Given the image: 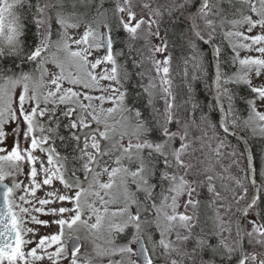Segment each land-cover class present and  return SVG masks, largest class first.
Instances as JSON below:
<instances>
[{
	"label": "snow or ice",
	"instance_id": "1",
	"mask_svg": "<svg viewBox=\"0 0 264 264\" xmlns=\"http://www.w3.org/2000/svg\"><path fill=\"white\" fill-rule=\"evenodd\" d=\"M222 2L224 0H217L213 5L209 0H199L198 4L195 0H171L167 6L171 22L185 38V44L192 52V59H199L201 42L204 44L213 42L216 25L209 17L222 15L223 9L220 6ZM227 2L232 4V0ZM240 3L242 6L247 5V10L257 18L244 15L242 7L237 10L241 12L240 18L230 21L233 27L246 25L249 33L259 27L264 33V0H240ZM34 7L35 12L32 13L31 0H0V38H5L6 45L0 46V164L8 165L7 169L0 166V199L3 201L0 206V264L5 262L34 264L35 261L43 259L42 255H38V250L43 252L53 244L56 245L55 251L47 254L52 264H57L54 257L69 258V264H79L80 239L71 232L78 224L96 229L101 220L97 215L96 222L89 225L83 219L81 197L86 192H91L102 203H106L100 190H110L115 178L120 174H123L121 182L124 184L125 206L112 214L119 216L120 221L109 225L110 234L114 233L109 243L114 246L112 251L121 257L116 264H178L171 258L173 253L188 257L192 264H197V256L200 258L199 264H215L214 260L204 261L203 253L206 251L212 252L213 256L219 254L221 264H231L234 259L236 264H249L250 261L251 264H256L257 254L247 253L242 247V239L246 235L249 244L264 247V222H260L264 221V216H261L260 212H257L258 220L248 221L252 228L245 233L241 232L237 219L234 246L228 245L223 239H218L217 243L213 244L211 237H219V232L193 234V221L196 219L194 213L199 205V200L194 198L193 193L197 192V187L202 181L185 179L188 171L194 167L182 158L190 147L186 142L188 125L183 126V132L180 131V121L172 113L174 105L167 98L162 113L155 107L156 86L151 80L147 85L141 83L143 91L137 93L140 99L147 96L143 110L136 107L135 103L131 107L125 103L129 96L126 83L131 77L127 71L121 76L117 60L114 58L111 27L105 24L107 33L99 34L89 27L79 39H74L68 36L66 29L78 25L68 22L64 14V0L45 2L43 6L37 0ZM72 7L75 8V2ZM102 7L103 0L96 5L98 15L107 12V10L101 12ZM143 7L149 9L148 17L145 19L141 16L138 19L132 11L130 0H122V3L117 0L113 14H123L119 15V25L128 34L129 39H136L141 26L147 25V35L160 40V44L153 45L150 51L163 53L168 48L167 34L160 35L159 20L153 19V16L159 17L161 13L158 9H151L149 4H144ZM25 8L27 12L24 11ZM16 9H20L19 14ZM49 9H56L54 23L60 26V30L54 31L53 17L48 14ZM174 13L179 15H173ZM198 21H203L205 28L210 29L208 35L202 32ZM153 24L156 25L155 31L152 30ZM30 25H34V30ZM226 35L235 36L240 41H251L250 44L239 42L233 44V51L246 49L260 53V57L247 56L240 59L239 64L243 72L225 75L223 83L246 85L249 96L243 98V103L247 105L249 120L255 115L260 121H264V114L256 111L257 101L260 106H264V34L245 35L241 31H230ZM53 36L57 39L54 40ZM90 36L99 42H90ZM72 44L77 46L76 50L72 49ZM256 45L259 47H254ZM53 47L57 53L64 54L63 60L51 52ZM93 48H104L105 54L94 61L89 60ZM213 51L219 59L220 48L214 47ZM236 58L233 57V62ZM169 61L170 57L153 60L157 74L159 75L161 71L164 73L161 77L162 85L169 83L166 79ZM49 63L54 64L59 72H50L45 68ZM66 64L74 66L75 73L66 72ZM101 64L105 67L97 72L96 69ZM139 66L140 64L133 58V68ZM36 73H39L40 83L47 87L44 93L29 87V82L35 80ZM253 73L256 78H261L257 84L252 82ZM137 75L142 80L144 73L140 72ZM45 76L47 80L44 79ZM221 79L222 74L217 70L213 80L216 105H221V95H224L228 102L227 111L221 108L222 118L218 127L227 136L229 128L225 117L235 113V93L228 87H224L221 92ZM101 81L108 83L104 84ZM18 88L20 91L17 93ZM163 91L165 94L169 93L168 88H164ZM105 103L112 106L105 108ZM117 112L121 114L127 112L135 117L133 132L129 135L127 145L122 142L127 135L126 132H121L119 139H116L114 114ZM110 119L113 120V124H109ZM204 119L207 122L206 118ZM239 119L237 116L232 121L234 127L239 126L237 124ZM174 121L178 126L175 132L170 130V125ZM248 122L245 120L244 124L247 125ZM7 124H14L11 133L5 130ZM213 127L215 129L217 126ZM9 134L15 137L10 150L4 147V141ZM133 136L136 143H132ZM177 138L180 140V146L174 147ZM216 138L219 139L218 136ZM57 140L65 149L63 154L57 150ZM220 143L223 144L224 141L221 140ZM114 152H118L119 155L113 158ZM104 157H109L115 166L110 167L107 161L101 164ZM124 160L136 163L135 170L125 167ZM181 169L184 170V175L179 174ZM252 170V159L248 158L246 175H251ZM21 174L24 175L27 184L19 179ZM105 174L108 180L103 182L100 177ZM260 174L264 180V155L261 156ZM129 177L136 185V192L144 194L143 202L129 189L127 184ZM207 179L211 181L212 177L208 176ZM57 182L63 186L62 189L57 187ZM85 182L88 189L84 188ZM165 182L167 188L164 187ZM158 186L161 188L162 197L159 204L154 199V190ZM253 187H257L255 180ZM37 190L44 191L43 198L36 195ZM17 191L24 193L18 197L20 204L15 203ZM209 191H213L211 185ZM107 194L105 191L104 195ZM182 196H186L187 199L181 205ZM257 199L258 196L254 195L240 208L241 216L249 214L248 210L256 206ZM65 202L72 204L73 207L64 206ZM34 203H38L39 207H33ZM48 205L51 207L46 208ZM132 205L136 206L135 212L129 210ZM181 206L184 211L178 212L177 209ZM88 207L96 212L92 204H88ZM189 208L193 210V215L188 214ZM14 209H18V212ZM165 209H169L170 213ZM261 211L264 212V209ZM34 212L49 215L51 219H39ZM66 213L71 215L65 217ZM25 216H30L31 222L35 225L48 227L55 224L58 231L40 237L36 247L25 251L24 246L32 243L31 240L23 238L25 232L33 235L36 233L35 228L22 227ZM177 227L185 229L188 234L182 235L176 231ZM65 228L69 230L67 236ZM173 231H176V241L169 238ZM117 239L124 242L117 245ZM193 240L191 252L177 246V242L186 245ZM221 248L226 251V255L220 252ZM236 253H239L238 258ZM84 264L90 262L85 261ZM259 264H264V253L260 255Z\"/></svg>",
	"mask_w": 264,
	"mask_h": 264
},
{
	"label": "trees",
	"instance_id": "2",
	"mask_svg": "<svg viewBox=\"0 0 264 264\" xmlns=\"http://www.w3.org/2000/svg\"><path fill=\"white\" fill-rule=\"evenodd\" d=\"M45 2H51V0H39L41 6ZM73 2L78 6H84L88 0H64V8L66 4H73ZM195 2L197 3V0ZM212 2L213 0H209L210 4ZM31 3L33 4L31 12L34 13V6L37 0H31ZM100 3L101 0H91L92 10L90 13H87L90 19L98 16L96 5ZM116 3L117 0H103V7L100 11L107 10L109 14L107 21L111 27L113 52L115 53V59L117 60L121 76H123L125 71L130 73L131 78L126 83L129 96L125 103L129 107L135 103L136 107H140L143 110L144 104L147 102V96L145 95L143 99H140L137 93L143 91L140 87L141 83L147 85L150 80L156 86L154 89L156 93L154 97L155 107L162 113L165 108L166 98L173 103L172 113L180 121V131L183 132V126L185 124L188 125L186 142L190 147L187 150V154L182 158L186 163H190L194 167L188 171L185 179L189 181H202L197 187V192L193 193L194 198L199 200V205L194 213L196 219L193 221V234L219 232V237H211L213 244H216L218 239H223L230 246H234L236 235L233 222L242 202L251 193L252 185L248 175H246L247 167L242 143L239 139L229 134L225 136L223 130L218 127L219 111L213 90V64L210 48L207 44L201 42L199 59L194 60L191 58L192 52L186 46L185 38L181 36L180 30L171 22L167 8L171 0H130L132 11L138 19L141 16L145 19L148 17L149 9L144 8V4H149L151 9H158L161 13L159 17L153 16V19L159 20L160 35L164 36L167 34L168 48L163 53H153L150 51V48L153 45H159L160 40L155 36L149 37L147 35V25L141 26L136 39H129L128 34L119 25V15L123 14H113ZM226 4L227 0L221 3L223 13L218 17L217 22H214L216 30L213 33V41L220 48L221 52V56L218 59L219 70L222 74L220 83L221 92H223L224 87H228L235 93V113L228 115L225 119L230 128L246 137L254 156L255 153H258L259 143L258 141L254 142L250 140L247 130L240 125L245 121L248 114L247 105L243 103V98L249 92L247 86L243 84L224 85L223 83L225 75L231 76L237 72L236 62H233L234 52L221 28L222 21L227 19ZM82 10L83 8L75 9L76 12H81ZM25 12H27V8ZM28 15L29 19H31V13ZM173 15L178 16L179 13H174ZM124 18L127 19L126 16ZM209 18L213 20L212 16ZM198 23L202 31L208 35L210 29L205 28L203 21H198ZM30 27L32 26L30 25ZM181 27L185 26L181 25ZM152 30H156L155 24L152 25ZM185 31H187L186 28ZM165 57H170L169 64L167 65L169 72L166 76L169 83L162 85L161 77L164 76V73L161 71L159 75L157 74L153 60H163ZM133 58L140 64L139 67L133 68ZM140 72L144 73L142 80L137 75ZM164 88H168V94L164 93ZM221 98L224 109L227 111V98L224 95H221ZM125 114L131 116V120L135 122L134 115L127 112ZM237 116L240 117L237 120L239 126L234 127L232 121ZM204 118H206L207 122H205ZM214 125L217 126L215 129ZM177 127L174 121L170 125V130L175 132L177 131ZM217 136L219 139L216 138ZM221 140L224 141L223 144L220 143ZM56 145L57 150L63 154L65 149L60 146L58 140L56 141ZM173 146H180L179 138L176 139ZM179 174L184 175V170L181 169ZM208 176L212 177L211 181L207 179ZM256 176L260 182V193L256 206L249 209V214L243 217L242 227L244 233L251 231L252 225L248 223L249 220L259 219L257 212H260V215L264 216V212L261 211V209H264V203H261L264 201V187L261 186L264 185V181H262L258 174ZM209 185L213 189L211 192L209 191ZM245 189L247 190L246 192ZM241 197L243 198L241 199ZM181 198L180 203L187 199L186 196H182ZM188 214L193 215L191 208L188 209ZM176 231H179L182 235L188 234L183 228L177 227ZM176 231H173L170 236V239L173 241H176ZM193 245L194 240L188 242L186 245L177 242L178 247L182 250L186 248L189 252H191ZM244 245L247 253L255 252L257 255L264 253V247L259 244H249L246 235H244ZM223 253L225 254V251ZM236 256H238V253H236ZM171 258L175 259L178 264H192L191 259L176 253H173ZM203 259L204 261L214 260L215 264H221L220 255L213 256L210 251L203 253ZM196 260L197 264H199V256L196 257ZM257 263L259 264L258 257ZM249 264H251V261Z\"/></svg>",
	"mask_w": 264,
	"mask_h": 264
},
{
	"label": "rangeland",
	"instance_id": "3",
	"mask_svg": "<svg viewBox=\"0 0 264 264\" xmlns=\"http://www.w3.org/2000/svg\"><path fill=\"white\" fill-rule=\"evenodd\" d=\"M64 14L68 18V22L70 24L78 25L76 27H69V28L66 29L68 36H70V37H72L74 39H79L83 35L84 31L87 28H89V27L93 30V32L99 34V33H101L102 27L105 28V24H107V22L105 21V17L103 15H98L93 20H86L87 17L84 16V15L82 16L81 14H77V13H74V15H70L69 13H64ZM221 28H222V30L224 32V35L228 38V36L226 35V33L228 32L227 23L223 22ZM89 41L92 42V43H98L99 42L98 39L97 40H93V38L91 36L89 37ZM71 47H72L73 50L77 49V46L75 44H72ZM84 47H87V45H85ZM99 51H100L99 49L93 48L92 51H91V55H89L88 59L94 61L97 57H100L99 54L101 52H99ZM51 52L52 53H56L58 55V57L61 60H63L64 54L62 52L61 53H57V50H56L55 47H53L51 49ZM237 52H238V56H237ZM234 56L237 57L236 60H235V62L237 63V62H239L240 59H243V58H245L247 56L259 57V53L254 51V50L253 51H249V50H246V49H237V51H235V55ZM45 68H47L50 72H59V69L56 68L55 65L52 64V63H49V64L45 65ZM236 68L238 69L237 65H236ZM65 71L66 72L75 73L76 69L71 64H66ZM96 71L97 72L101 71L100 67H98L96 69ZM238 72H240V73L243 72V69H242L241 65H240V69H238ZM238 72H236V73H238ZM35 77L36 78H35L34 81H30L29 82L30 89H35L39 93L46 92L47 91V87L40 83L39 73H36ZM44 79L47 80V76H45ZM101 83L106 84L108 82L107 81H101ZM16 91L18 93L20 91V89L18 88ZM96 94L98 95L99 93H96ZM111 106L112 105L110 103H105L104 104L105 108H108V107H111ZM114 120L116 122L115 123V128H116L115 135H118L116 137V139H119V135H120L121 132H126L127 135L124 136V139H123L122 142H123V144L127 145L128 142H129V135H131V133L133 132V127H134V122H133V120H131V116H128L125 113L121 114V113L117 112L116 114H114ZM256 122H257V124L261 125V122L258 119V117H256ZM109 124H113V120L112 119L109 120ZM12 127H14V124H7V125H5V130L8 133H11ZM14 142H15V137L12 136L11 134H9L6 137L5 141H4V143L6 145H9V146H12L14 144ZM132 143H136V140H135L134 136L132 137ZM37 155H39V152H37ZM116 155H119V153L118 152H114L113 158ZM105 161H107V163H108V165L110 167H114L115 166L114 164H112V160L109 157H104L103 160L101 161V164H103ZM123 164H124L125 167L129 168L130 170H135V168H136V163L129 162L128 160H124ZM4 165H6V166H4ZM0 166H3L5 169L8 168L7 163L0 164ZM97 170H99V169H97ZM122 176H123V174H120V175H118L115 178V182L113 184V187L110 190H100L101 191V195L104 196V201H106V203H102L100 201V199L98 197L92 195L91 192H86V194L82 195V197H81V205H82V210H83V219L86 220L88 222V224L90 225V224L96 222V216L97 215H99L101 217L99 226L96 229H91V228L90 229L92 230L93 233H102L101 236H99V237H100L101 241L104 244L105 254L107 255V260H106L107 263L106 264H110V261L112 262V264H116V262L121 259L120 255L118 253H115V252L112 251V249L114 247L113 244L109 243V241L112 239V236L114 235V233L110 234L109 225L111 223H117V222L120 221V217L119 216H113L112 214L119 212L125 206L124 184L121 182V177ZM19 179L21 181H25L24 175L21 174L19 176ZM100 180L103 181V182H106L108 180V176L106 174L102 175L100 177ZM25 184H27V181H25ZM127 184H128L129 189L131 190V186L134 183H132V180H131L130 177L128 178ZM57 187H59L61 189L63 188V186L59 185L58 182H57ZM84 188L88 189L87 182H85ZM95 190H99V189H95ZM105 191H107V193H108L107 195H104ZM20 195H24V193L21 192V191H17L16 194H15V197H16L15 198V203L16 204H20L21 203V201L18 199V197ZM36 195L41 197V198H43L44 197V191L43 190H37ZM29 198H31V197H29ZM180 199H182V198H180ZM88 204H92V207L96 209V212H93L92 209H90L88 207ZM182 204H183V202H181V205ZM24 206L28 207V205H24ZM64 206L70 207V208L73 207L72 204L67 203V202H65ZM33 207H39V204L38 203H34ZM45 207L46 208L47 207H51V205H48V206H45ZM134 208H135V205H132L129 208V210L132 211V212H135ZM14 211L18 212V209H14ZM165 211H169V213H170L169 209H165ZM177 211L178 212H183L184 208L181 206L180 208L177 209ZM33 214L36 215L39 219H42V220H50L51 219V216H49V215H45V214H41V213H35V212ZM68 215H71V214L70 213H66L65 217H67ZM89 217H91V218L89 219ZM101 224H102L103 227H101ZM22 227L24 229H27V228H35L36 229L35 235L25 232L24 237H23L25 240H31L32 241V243H29V244L24 246V250L25 251H29L32 248L36 247V244L38 243L39 238L41 237L40 233H39V230H40L39 229V225L33 224L31 222V217L30 216H25L24 219H23V222H22ZM157 237H158V235H157ZM123 242L124 241H122L120 239L116 240V244L117 245L120 244V243H123ZM150 247L151 246L149 245V248ZM50 248H51V246L47 247L43 252H40L38 250V255H42L43 259L40 260V261H35L34 264H51L52 262L49 260L48 255H47L48 253H50L49 252ZM28 259L31 261V257H29Z\"/></svg>",
	"mask_w": 264,
	"mask_h": 264
},
{
	"label": "flooded vegetation",
	"instance_id": "4",
	"mask_svg": "<svg viewBox=\"0 0 264 264\" xmlns=\"http://www.w3.org/2000/svg\"><path fill=\"white\" fill-rule=\"evenodd\" d=\"M51 2L54 3L55 0H51ZM90 3H91V0H88V2H86V4L84 6H78V5L75 4V8L72 7L71 3L70 4H66L65 5L66 7L64 8V13L81 14L82 16L84 15V16L87 17L86 20H91L90 17H88V14H87L88 12L90 13V11L92 10ZM216 3H217V0H213L212 4L214 5ZM242 7H243V14L244 15H251L253 17V19L257 18V17H255L254 14L250 13L247 10V5H243V6L241 5L240 0H232V4L231 5L227 2L226 10H225L226 13H227V20H224V21L228 25V32H230V31H241L245 35H260V34H264V33H262V31H261V29L259 27L254 28L252 30V32H250V33L247 31V26L246 25H240V26L233 27V25L230 23V21L240 18L241 12H239L237 10L241 9ZM76 8H83V10L81 12H76L75 11ZM34 9H35V7H34ZM16 11L19 14L20 9H16ZM55 11H56V9H49L48 10V14L53 17V28H54V31L60 30V26L58 24L54 23ZM213 11H215V9H213ZM103 12H105V10ZM103 16L105 17V21L107 22V25H108L107 18L109 17V14L106 12ZM212 18H213L214 22H217V19H218L217 16H212ZM5 25H7V20L5 21ZM31 26H32V28L34 30V25H31ZM107 31H108V29L106 27L105 28L102 27L101 33H107ZM6 35H7V27H5V37H6ZM53 39L55 40V39H57V37L53 36ZM228 42L231 45V47H232L233 44H236L238 42L239 43H249V44L251 43V41H240L235 36H231V37L228 36ZM0 46H6L5 45V38H0ZM254 47H259V45H256ZM99 50H100L99 52H101L99 55H100V57H102L105 54V49L104 48H100ZM232 50H233V48H232ZM233 52H234V55H235V51H233ZM259 57H260V53H259ZM114 58H115V53H114ZM236 65L238 66V69H240L239 62H237ZM99 67L102 70L105 67V65L101 64ZM108 67H111V65H108ZM238 69H237V72H238ZM259 79H261V78H256L254 76V74L252 75L253 84L259 83ZM247 96H249V92H248ZM256 111L261 113V114H264V106H260L259 105V101H257ZM245 120L249 121L248 124L245 125L244 122H243L240 125L243 126V128H245L247 130V133L249 134L250 140H253L254 142L258 141V143H259L258 153L257 154L255 153V155L253 156V159H254L255 174L256 175L258 174L260 176V178H261V174H260L261 156L264 155V130H262V129H264V121H260L261 125L257 124L255 115H253L251 120H249V112H248L247 117H246ZM37 135H39V133H37ZM4 147L7 148L8 150L11 149V146L6 145L5 143H4ZM4 166H6V165H4ZM246 167H247V162H246ZM262 181H264V180H262ZM5 182L8 183L9 181H5ZM259 184H260V182H259ZM232 185H233V183H232ZM167 186H168L167 182H165L164 187L167 188ZM131 191L136 194V196L138 197V199L141 202H143L144 194L142 192H136V185L135 184H133L131 186ZM161 198H162L161 197V188L158 186L154 190V199H155L157 204L160 203ZM141 207H143V203H141ZM134 210L136 211V206H135ZM234 222H235V220H234ZM234 222H233V227H234ZM101 227H103L102 224H101ZM39 229H40L39 230L40 236L42 237V236H45V235L55 234L58 231V226L55 225V224H52V225H50L48 227L39 226ZM234 230H235V227H234ZM68 231L69 230L67 228H65V236H67ZM243 233H244V229H243ZM71 234L73 236H78L79 239H80L81 250H80V253L78 255L79 264H84L85 261H89L90 264H106L107 263V261H106L107 260V255L105 254L104 244H103V242L101 241V239L99 237V236H101L102 233H93L92 230L90 229V227H86L85 225L78 224V225L74 226V229L72 230ZM228 245H229V243H228ZM133 247H135V245H133ZM55 248H56L55 244L51 245V248H50L49 252L50 253L54 252ZM223 251H225V250L223 248H221L220 252H223ZM98 253H104V254L103 255H98ZM225 254H227L226 251H225ZM53 259L57 260V264H69V258H64V257L55 258L54 257ZM233 262L234 261H232L231 263H233ZM5 264H7V262H5Z\"/></svg>",
	"mask_w": 264,
	"mask_h": 264
},
{
	"label": "water",
	"instance_id": "5",
	"mask_svg": "<svg viewBox=\"0 0 264 264\" xmlns=\"http://www.w3.org/2000/svg\"><path fill=\"white\" fill-rule=\"evenodd\" d=\"M120 2L122 3V0H120ZM198 3H199V1H198ZM208 45L210 46V50H211V58H212V64H213V80H214L215 79V76H216V73H217V70H219V61H218V59L216 57V54L213 51V48L214 47H217V46H216V44L214 42H212L211 44H208ZM213 90H214V96H215V99H216L215 85L214 84H213ZM220 100H221V105L220 106H217L218 107V111H219V123H220L221 118H222L221 108H223V110H224V105H223V102H222L221 97H220ZM228 134L240 140V142L243 145L244 152H245L247 165H248V158H251L252 159V164H253L252 173H251V175H248V177L250 179V182H251L252 186H253V180H255V183H256L257 187L256 188L253 187L252 192L243 201V203L241 205V207H242L251 197H253L254 195L258 196V194H259V184H258V181H257L256 176H255L254 159H253V154H252V150H251V147H250L249 143L247 142V140L245 139L244 136H242L238 132H235L231 128H229V133ZM245 150H247V151H245ZM2 204H3V201H2V199H0V206H2ZM242 217L243 216H241L240 209H239V212H238L237 217H236V220H235L236 234H237V225H236L237 219H239V226H240V229H241V232H242V228H241V220H242ZM70 244H71V242H70ZM242 247H243V239H242ZM259 258H260V256H259ZM231 264H236V262L231 263Z\"/></svg>",
	"mask_w": 264,
	"mask_h": 264
}]
</instances>
